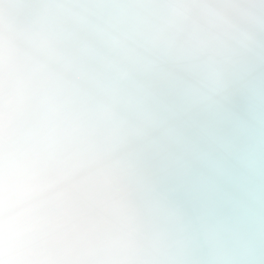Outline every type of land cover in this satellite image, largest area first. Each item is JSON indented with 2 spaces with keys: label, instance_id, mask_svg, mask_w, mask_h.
I'll return each mask as SVG.
<instances>
[{
  "label": "clouds",
  "instance_id": "9594fccd",
  "mask_svg": "<svg viewBox=\"0 0 264 264\" xmlns=\"http://www.w3.org/2000/svg\"><path fill=\"white\" fill-rule=\"evenodd\" d=\"M159 8L0 0V264H264V0Z\"/></svg>",
  "mask_w": 264,
  "mask_h": 264
},
{
  "label": "bare ground",
  "instance_id": "6f19581e",
  "mask_svg": "<svg viewBox=\"0 0 264 264\" xmlns=\"http://www.w3.org/2000/svg\"><path fill=\"white\" fill-rule=\"evenodd\" d=\"M22 5H30L33 0H19ZM141 7H144L143 1L139 0ZM30 9L24 7L21 9L18 18L13 21L17 25H23L28 22ZM4 27V20L0 16V30ZM42 250L44 258L39 259L35 264H160L157 260L131 261L117 258L118 249L108 244L105 238L85 237L82 241L67 243L58 242L54 238L48 241Z\"/></svg>",
  "mask_w": 264,
  "mask_h": 264
}]
</instances>
